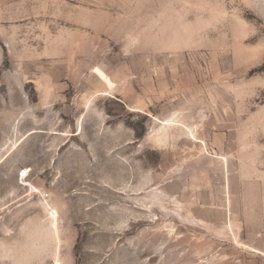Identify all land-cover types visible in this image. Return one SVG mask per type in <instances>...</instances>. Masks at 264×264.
Masks as SVG:
<instances>
[{"label":"rangeland","instance_id":"1","mask_svg":"<svg viewBox=\"0 0 264 264\" xmlns=\"http://www.w3.org/2000/svg\"><path fill=\"white\" fill-rule=\"evenodd\" d=\"M0 264H264V0H0Z\"/></svg>","mask_w":264,"mask_h":264}]
</instances>
